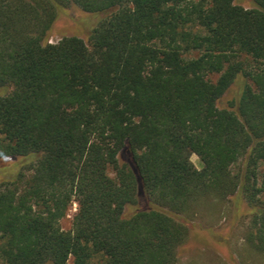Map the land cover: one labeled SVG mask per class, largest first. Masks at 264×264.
I'll return each instance as SVG.
<instances>
[{"label":"trees","instance_id":"16d2710c","mask_svg":"<svg viewBox=\"0 0 264 264\" xmlns=\"http://www.w3.org/2000/svg\"><path fill=\"white\" fill-rule=\"evenodd\" d=\"M250 2L0 0V158L25 159L0 181V264H176L187 229L166 210L237 190L264 252V0ZM70 6L95 18L86 39L48 42ZM140 195L152 207L127 213Z\"/></svg>","mask_w":264,"mask_h":264},{"label":"rangeland","instance_id":"374dc122","mask_svg":"<svg viewBox=\"0 0 264 264\" xmlns=\"http://www.w3.org/2000/svg\"><path fill=\"white\" fill-rule=\"evenodd\" d=\"M234 2L247 8L252 7L250 0H234ZM90 15L75 6L66 8L58 14L51 25L47 41L56 42L64 35H77L86 39L95 21ZM243 84L244 79L237 76L217 101V106L220 108L229 106L232 100L238 98ZM2 91L0 89V93ZM119 160L120 162L127 160L126 148L119 154ZM190 160L196 168L201 167L196 155L191 154ZM23 162L25 159L19 157L0 158V181L10 178L7 171ZM243 164V159H240L232 166V171L241 170ZM109 174L112 175L111 172ZM151 207L143 195H140L138 203L128 207L126 212L129 213L134 208ZM75 211L76 203L73 201L67 215L60 220L63 230L70 229ZM166 212L182 221L187 229L186 238L178 248L176 264H264V252L258 251L246 240L250 206L240 190L222 199L203 198L192 216L175 215L167 210ZM89 264H103V262L99 257H95Z\"/></svg>","mask_w":264,"mask_h":264}]
</instances>
